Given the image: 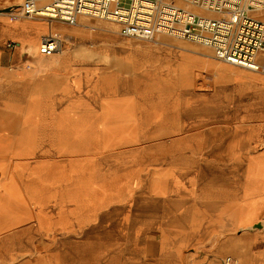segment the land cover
I'll list each match as a JSON object with an SVG mask.
<instances>
[{
  "label": "bare ground",
  "instance_id": "obj_1",
  "mask_svg": "<svg viewBox=\"0 0 264 264\" xmlns=\"http://www.w3.org/2000/svg\"><path fill=\"white\" fill-rule=\"evenodd\" d=\"M172 1L200 9L183 0ZM253 13L259 14L258 12ZM87 16L96 17L81 15L76 23H69L60 19L41 16L28 18L15 16L12 12L0 11V39L6 40L7 44L10 40H15L17 42L15 46L21 53L27 49L41 59H54L61 54L73 53L72 48L53 54L39 52L41 36L49 33L58 34L64 41L68 38L73 46L77 43H86V45L91 43L94 48L91 57L89 54H82L90 57L91 61L78 66L66 63L67 73L62 77L57 75L54 79H45L44 64L41 62V68L36 75L35 93L29 96L30 100L34 101V108H28L27 104L24 105L26 106L23 109L24 122L14 127L16 133L29 140L30 149L72 150L73 146L70 141L76 136L72 120L84 110L90 113H103L99 111V106L101 109L104 103H111L108 100L102 101L105 95H127V98H130L128 103L133 101L138 103L135 111L130 109L127 111V119L132 116L138 120L146 119L149 117L150 110L152 113L156 112L154 107H160L161 114H166L167 99L175 102L179 96L178 92L184 91L189 97L194 91L191 85L193 84L191 72L192 68L197 65L193 59L203 61L201 63L205 67H216L215 69L219 68L218 70H222L223 66H238L220 59L216 54L213 57L214 60H209L199 53H193L194 56H190V61L183 60L184 56L181 51H188L186 48L168 42L163 43L164 47L154 46L155 44L150 42L153 39H145L148 40L146 42L125 38L121 30L118 31L112 25L102 23L100 25V22L92 23ZM111 21L120 26L118 22ZM162 47L170 52L159 53L157 48ZM257 71L264 72V70ZM54 81L61 83L60 92L51 95L43 93L44 84L50 83L53 89ZM131 96L135 97L131 98ZM209 96L210 99L224 106L233 98V90L226 83L217 82ZM2 101L0 98V102ZM91 107H95V110ZM150 107L152 108L147 110ZM107 110L108 107L104 109L105 116ZM184 114L187 118V113ZM61 117H65V120L52 125L50 129L44 126L47 122L53 123L55 119ZM166 131V127L160 126L159 133ZM245 152L246 150L241 151L242 154ZM239 164L250 167L254 173L243 177V181L249 188L231 206L209 205L204 199L213 193H219L218 187L225 182L236 181L240 178L233 174L208 172L213 169H210L213 165L211 163L200 161L196 166L198 171L194 175L177 174L174 173L175 171L166 172L164 168H159L154 172L151 181L152 197L173 198L174 200L177 198L187 202L189 206L188 212L183 213L174 225L178 233L169 242L165 241L162 249H84V247L83 249H66L65 239L59 238L62 245L64 243L63 249H58V254L52 258L39 253L33 257V264H49L51 260H54L56 264H145L148 257H152L158 264H187L189 257H183L185 249H188L193 264H226L224 258L228 255L234 257L237 264H242L241 250L230 249L229 245L224 246L229 249L212 250L202 247L204 245L202 242L211 234L216 233L219 237L230 230H235L241 223L251 222L264 207V187L262 188L260 183V178L264 176V146L258 151H248L247 155H243ZM179 169L194 168L189 167L188 164H182V166L180 164ZM210 214H215L214 217L218 220L208 221ZM111 224H116L114 231L117 232L118 229V234L131 235L127 223L122 222V219L112 222L111 218H102L98 227ZM0 254V264H6L7 261L1 252ZM195 254L197 257L193 256ZM225 254L228 255L224 257Z\"/></svg>",
  "mask_w": 264,
  "mask_h": 264
},
{
  "label": "crops",
  "instance_id": "obj_2",
  "mask_svg": "<svg viewBox=\"0 0 264 264\" xmlns=\"http://www.w3.org/2000/svg\"><path fill=\"white\" fill-rule=\"evenodd\" d=\"M5 41L0 39V98L3 100L0 102V252L6 249L12 257L18 256L21 251L27 253L36 249L37 239H41L40 244H48L41 253L52 258L58 254V249H63L64 243H67L66 249H80L78 243L72 245L71 239L78 238L84 232L82 222L57 218L55 215L37 216L35 209L36 206L83 204L77 198L61 196L69 180L65 160L69 151L30 149L29 140L16 133L14 127L24 122V105L34 108V101L29 96L35 93L36 75L41 62L44 64V78L54 79L57 75L62 77L67 73L66 63L71 66L83 65L91 61V56L71 53L61 54L54 59H41L27 49L21 53L17 50L18 47H11ZM217 82L226 83L233 90V98L224 106L209 96ZM208 83L210 91L195 88V93L203 94L198 102H193L191 95L189 96L187 118L183 113L182 121L177 107L178 99L171 101L170 113L169 109L166 114H161V108L154 107L156 112L152 113L150 110L149 115L161 122L155 130L157 135L167 134V131L179 134L183 130V133H187L190 150L188 165L194 169L179 170L180 155L176 150L163 159L165 161L159 168H164L166 172L194 175L198 171L197 164L203 160L213 164L210 168L213 169L208 171L210 173L239 176V180L220 185L219 193L204 198L209 205L231 206L249 188L243 177L254 173L250 167L239 164L243 155H247L248 151H258L264 146V72L240 65L223 66L219 75ZM60 84L54 81L51 89L50 83H45L43 93L51 95L60 92ZM204 84L207 82L204 81ZM121 97L123 96L105 95L102 101L108 100L112 104ZM129 100L127 98L128 106L131 105ZM107 107L104 103L101 109L99 106V111ZM91 109L95 110V107ZM83 114H95L96 118L99 117V113L87 110L79 113L71 122L75 132ZM163 116L168 118L166 124L162 122ZM63 120L65 117L55 119L53 123L47 122L44 126L50 129ZM160 126L166 127L167 131L159 133ZM192 142H202L203 150L196 152ZM242 150L246 152L242 154ZM260 183L263 188L264 176L260 178ZM209 216L210 222L218 220L215 219V214ZM59 238L65 239L63 245ZM208 238H205L204 244H207ZM219 239V243L214 246L205 245V249H229L224 247L229 245L230 249L241 250L242 264H264V207L251 222L239 224L235 230L221 234ZM11 263L33 264L34 261L33 257L19 259L18 256ZM53 263L56 264L54 260L49 262Z\"/></svg>",
  "mask_w": 264,
  "mask_h": 264
},
{
  "label": "rangeland",
  "instance_id": "obj_3",
  "mask_svg": "<svg viewBox=\"0 0 264 264\" xmlns=\"http://www.w3.org/2000/svg\"><path fill=\"white\" fill-rule=\"evenodd\" d=\"M21 1L1 0L0 11L11 12L12 9L17 8ZM126 3L129 4V1ZM88 18L92 23L100 22V25H112L113 28L120 31V26L111 20ZM125 38L148 41L134 36L125 35ZM67 41L66 51L68 48H72L75 54L92 55L94 48L91 43H87V45L86 43H77L73 46L70 41ZM150 42L155 44L154 46L164 47L163 43L168 42L186 48L188 51H181L184 56L183 60L190 61V56H194L193 53H199L209 60H214L213 57L216 56L210 47L202 43L168 34H162ZM163 47L157 48L159 53L170 52ZM193 61L197 66H194L191 72L193 80L191 85L194 90L191 98L193 102H198V98L203 94L195 93V88L199 91H210L208 82L216 78L220 70H218L219 68L215 69L216 67H205L201 63L203 61L196 59ZM204 81L207 84H204ZM178 95L177 107L182 121V114L187 113L189 97L184 91L178 92ZM133 97L131 96V98ZM132 103L128 106L127 95H125L120 100L107 104L106 116L104 109H102L103 113H99L98 118L95 114H83L76 125L77 132L73 127L76 133L75 138L70 141L73 149L67 152L65 159L69 180L67 188L61 193V196L77 198V201H81L83 204L35 207L37 216L55 215L57 218L63 217L75 220L77 223L82 222L84 232H81L78 238L71 239L72 245L78 243L80 249L83 247L84 249H162L165 241L169 242L178 233L174 226L178 219L183 213L188 212L187 202L177 198L175 200L173 198H155L152 197L151 192V181L155 170L172 152L175 150L179 152L181 166L188 164L190 150L187 133H183L182 130L179 134L170 132L162 135L155 134V130L161 122L152 115L143 120H138L134 116L127 119V111L129 109L135 111L138 106V103L134 101ZM165 106L169 107L170 113V99L166 100ZM166 116H163L162 119L165 124L168 119ZM192 144L196 152L203 150L202 142H192ZM102 218H111L112 222L122 219V222L127 223L131 235L118 234V229L117 232L114 231L116 224L98 227ZM216 235L213 234L208 238L207 244H204L203 241L202 247L205 249V245L213 244L214 246L219 243L220 239ZM40 240L37 239L36 249H31L27 253L21 251L18 255L19 259L34 257L48 247V244H40ZM42 240L45 242V239ZM48 240L50 241V239ZM69 240L67 241L69 242ZM1 253L7 261L6 264H12L11 261L18 258L17 255L13 258L11 253L6 252V249ZM227 255L225 254L224 257ZM193 256L197 257L196 254ZM183 257H189L187 264H193L188 249L183 250ZM145 264H158V262L152 257H148Z\"/></svg>",
  "mask_w": 264,
  "mask_h": 264
},
{
  "label": "built area",
  "instance_id": "obj_4",
  "mask_svg": "<svg viewBox=\"0 0 264 264\" xmlns=\"http://www.w3.org/2000/svg\"><path fill=\"white\" fill-rule=\"evenodd\" d=\"M183 1L200 9L172 0H22L11 12L69 23H76L81 15L114 20L126 36L154 39L168 34L202 43L225 61L264 70V0ZM16 44L8 42L11 47ZM64 50L65 41L58 34L41 36L39 52ZM225 263L237 264V260L228 255Z\"/></svg>",
  "mask_w": 264,
  "mask_h": 264
},
{
  "label": "water",
  "instance_id": "obj_5",
  "mask_svg": "<svg viewBox=\"0 0 264 264\" xmlns=\"http://www.w3.org/2000/svg\"><path fill=\"white\" fill-rule=\"evenodd\" d=\"M257 225H259V223Z\"/></svg>",
  "mask_w": 264,
  "mask_h": 264
}]
</instances>
